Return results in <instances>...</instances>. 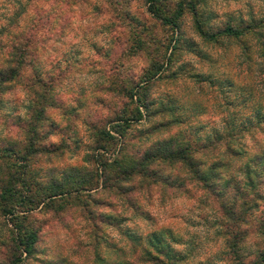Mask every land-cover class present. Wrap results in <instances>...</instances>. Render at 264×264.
<instances>
[{
    "label": "rangeland",
    "instance_id": "rangeland-1",
    "mask_svg": "<svg viewBox=\"0 0 264 264\" xmlns=\"http://www.w3.org/2000/svg\"><path fill=\"white\" fill-rule=\"evenodd\" d=\"M67 1L48 0L42 8L45 13L40 14L33 12L35 4L29 0H0V26L11 27L15 36L32 38L33 46L39 49L35 53L37 70L24 67L17 79L0 85V147L8 141L18 149L24 146L28 107L39 101L34 93L40 92L49 94L50 99L45 101L54 104L46 110L48 118L40 131L47 135V144L56 145L60 140L67 143L57 159L35 156L30 161L27 170L36 181L44 183L51 172L57 177L70 166L90 169L91 165L83 161L90 146L85 124L97 119L103 124L109 116L108 105L118 110L123 104V99L111 93L103 95L98 89L118 81L143 80L148 76L145 72L154 74L153 64L164 73L156 71L141 91L146 102L141 114L145 115L128 125L122 139L124 151L134 156L154 141L180 135L182 140L194 141L195 151L205 148L195 159L207 164L229 144L231 150H245L243 155H259L249 167L257 176L249 187L240 174L245 166L243 160L220 157L228 164L221 173L236 186L231 188L225 182L216 188H225V203H236L239 208L244 203L249 213L237 229L222 216V199L197 191L183 181L180 189H152L149 194L144 188L137 190L132 195L138 205L136 213L124 212L118 206H91L94 215L112 214L126 221L117 227L100 226L98 241L90 249L84 247L90 245V239L87 244L82 236L87 225L74 216L80 210L78 204L87 200V193H83L77 202L64 204L65 212L30 215L29 226L38 235L36 257L52 264H60L63 258L72 264H121L130 257L129 246L135 245L123 236L126 228L134 239L139 238L138 246H145L150 234H158L163 245L173 249L171 254L178 264H234L233 253L245 263L254 260L264 250V234L256 222H264V135L257 132L250 139L243 133L237 138L241 130L250 127L242 124L252 120L253 106L257 102L264 105L261 78L249 62L253 42L222 36L216 43L204 42L188 10L191 0L160 1L153 5V14L146 0ZM192 3L198 13L195 19L213 31L264 14V0ZM163 18H172L173 26L162 22ZM7 39L12 40L11 35L0 38V64ZM173 46L177 48L173 50ZM38 71L45 90L31 84ZM26 78L28 82L31 79L30 83ZM96 97L104 102L98 104ZM16 160L11 158L12 163ZM160 169L166 171L164 166ZM57 178L60 180V176ZM236 187L241 191H235ZM256 192L260 197L253 195ZM96 193L93 190L89 194L104 200V193ZM160 231L167 236L157 233ZM236 233L241 234V241L232 248ZM98 258L100 262L95 261Z\"/></svg>",
    "mask_w": 264,
    "mask_h": 264
},
{
    "label": "trees",
    "instance_id": "trees-1",
    "mask_svg": "<svg viewBox=\"0 0 264 264\" xmlns=\"http://www.w3.org/2000/svg\"><path fill=\"white\" fill-rule=\"evenodd\" d=\"M29 1L30 4H35L33 12L45 13L42 12V8L43 5L48 4V0ZM70 1L72 0L67 2ZM160 1L165 0H146L149 4V13L153 14V5L159 4ZM61 2L63 1H59V3ZM188 4V10L194 18L193 23L196 33L204 42L216 43L218 36L238 41H243L246 38L248 41L253 42L249 62L251 68L253 67V70L259 73L258 77L261 78V84L264 88V14H259L258 17L250 18L246 22L226 24L213 31L210 27L203 28V24L195 19L198 14L196 4H193L192 0ZM56 13H53L55 17ZM162 22L173 26L172 18H163ZM34 23H37V21H34ZM6 26L3 24L0 26V38L9 34L12 40L7 39L4 43L6 52L1 64L5 66L0 64V85L17 79L24 67L37 70L35 68V61H37L35 53L39 49L36 44L33 46L34 41L32 38L22 34L15 36L14 32H10L12 28ZM176 48V46H173V50ZM152 67L155 68L154 74L159 71V68H157L160 67L159 65L153 64ZM145 73L148 76L146 78L143 76V80L138 78L130 81L128 79L127 83L118 81L98 89L103 95L111 93L110 95L123 99V104L118 110L110 107L109 104V107H107L109 108V116L103 124L100 123L99 119L96 122L85 124L90 146L88 155L84 156L83 161L87 162L89 167L91 165L90 169L83 166H70L57 173L60 180L57 178L59 176L54 177L51 172L48 175V180L44 183L36 181L32 174L28 172V164L35 156L57 159L65 152L67 143L60 140L56 145L53 143L47 144V135L41 132V128L48 118L45 115L46 110L53 107L54 104L45 101L50 99L49 94L34 93V97L38 98L39 101H33V105L28 107L27 116L29 121L26 123L24 146L18 149L14 143L8 141L0 147V264H29L30 262L52 264L43 262L36 257L37 230L29 226L28 218L32 213L57 214L58 211L60 213L65 212L67 208L64 204H67L68 201H70L69 205L75 203V201L77 202L78 196L83 193H87L85 194L87 200L78 204L80 210L74 216L87 225V227H84L85 232L82 236L86 243L90 239V245L87 243L88 245L84 246L85 249H90L97 243L98 232L102 230L101 227H117L121 222L126 221L125 218H116L112 214L99 213L94 215L91 206L96 207L103 204L109 207L118 206L124 209V212L131 210L136 213L138 212V205L132 195H136L137 190L143 188L148 191V194L152 189L156 192H160L163 188L180 189L183 186V181H186L192 184L197 191L200 190L208 195L210 194L211 197L217 200L222 199V203L220 202L222 216L233 225L234 229H237L244 218L249 216L244 203L241 204L240 208L236 203H225V188H222V191L216 188V185L220 184L222 186L225 182H229L231 188L236 186L235 182L231 183L224 178L226 176L224 172L221 173V170L228 164L221 162L220 157L241 158L245 166H242V173L240 174L251 187L253 177L255 178L257 175L249 167H253V159L259 157V155L253 154L252 157L249 154L243 155V153H246L245 150L234 151L227 144L220 152L221 155L213 159L214 161L204 164L203 161L195 159V156L205 148L202 147L200 150L195 151L192 146L194 141L182 140L179 137L180 135H177L176 138L172 136L164 140L154 141L149 148L134 156L124 151L122 139L128 125L130 122L139 121L145 115L141 114L142 109L146 110L145 96L141 91L147 87L154 76L153 73ZM159 73H164V69ZM30 80L29 78L28 82V78H26L27 83H30ZM31 82L32 85L45 90L44 84H42L44 81L41 72L38 71V75H34ZM96 100L98 104L104 102L101 97H96ZM127 102L130 104H127ZM131 105L133 108H128ZM253 108L252 120L248 119L247 123L242 124L243 127L247 125L250 127L248 130H241L237 138L241 137L243 133L250 139H253L252 135L257 132L264 135V105L257 102ZM251 131L254 132L251 133ZM240 147L242 146L240 145ZM11 158L17 159V163H12ZM163 166L166 168L164 172H162L163 169H160ZM169 173H172V175L170 176ZM93 190L97 192V195L104 193V200L99 199L95 194H89ZM237 190L241 191L240 188L236 187L235 191ZM253 195L260 197L259 192ZM258 199L256 198V200ZM256 222L260 225L258 229L264 234V222L261 220H256ZM218 225L221 227L222 224L218 223ZM125 229L123 236L130 241L129 244L133 243L135 245L131 244L129 246L130 257L121 264H178V261L175 260L177 258L171 254L173 249L169 245H163V241L158 239V234H150L147 240L145 239V246H138L140 244L139 238L134 239L131 233ZM157 233H163L167 236L162 231ZM240 236V233L234 235L232 248L235 247V242L236 245L240 243ZM136 249L139 250V255ZM233 255L234 264H264V250L258 252L255 259L248 263L243 262L234 253ZM63 259L60 264H72L65 258ZM95 261L100 262L101 260L98 258Z\"/></svg>",
    "mask_w": 264,
    "mask_h": 264
}]
</instances>
